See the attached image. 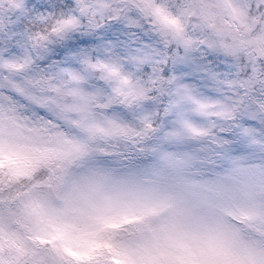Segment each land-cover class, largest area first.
Wrapping results in <instances>:
<instances>
[{
	"label": "snow or ice",
	"instance_id": "1",
	"mask_svg": "<svg viewBox=\"0 0 264 264\" xmlns=\"http://www.w3.org/2000/svg\"><path fill=\"white\" fill-rule=\"evenodd\" d=\"M21 108L264 190V0H0V109Z\"/></svg>",
	"mask_w": 264,
	"mask_h": 264
},
{
	"label": "rangeland",
	"instance_id": "2",
	"mask_svg": "<svg viewBox=\"0 0 264 264\" xmlns=\"http://www.w3.org/2000/svg\"><path fill=\"white\" fill-rule=\"evenodd\" d=\"M70 115L0 109V264H264V190H210L166 160L121 156L120 137Z\"/></svg>",
	"mask_w": 264,
	"mask_h": 264
},
{
	"label": "trees",
	"instance_id": "3",
	"mask_svg": "<svg viewBox=\"0 0 264 264\" xmlns=\"http://www.w3.org/2000/svg\"><path fill=\"white\" fill-rule=\"evenodd\" d=\"M122 156V155H121ZM49 176V175H48ZM32 184L28 185V186H31ZM11 186H9L10 188ZM8 190V191H7ZM25 191L27 189H24ZM5 193L4 197H3V194ZM12 194V191L10 189H4V190H0V204L1 206L3 207L4 206V201L8 200L9 197L11 196ZM65 264V263H64Z\"/></svg>",
	"mask_w": 264,
	"mask_h": 264
}]
</instances>
